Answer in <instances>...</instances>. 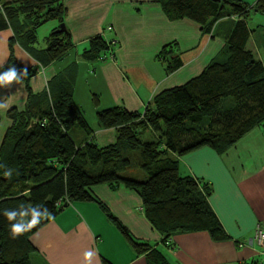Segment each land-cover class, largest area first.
<instances>
[{"label":"trees","instance_id":"1","mask_svg":"<svg viewBox=\"0 0 264 264\" xmlns=\"http://www.w3.org/2000/svg\"><path fill=\"white\" fill-rule=\"evenodd\" d=\"M158 1L168 18L187 17L204 32L226 19L227 27L219 24L227 28L224 58L184 84L156 94L142 113L118 106L97 109L99 128L113 129L116 138L101 147L90 139L93 131L73 101L74 69L60 72L34 94L28 84L33 69L24 68L13 55V45L19 44L44 67L72 47L66 28L55 31L66 16L63 0H0V29L12 30L7 65L18 72L27 91L23 110L6 112L11 124L0 143V264H32L31 235L73 202L95 203L138 253L148 252V245L133 240L93 195L91 188L102 184L136 191L146 219L163 242L186 232H206L215 241L229 238L208 202L212 187L181 175L178 157L201 147L223 153L254 127L264 126V64L246 47L247 19L253 11L264 15V0ZM232 17L236 19L230 21ZM50 20L58 26L46 36V48L35 49L38 29ZM113 46L101 34L94 35L81 57L104 60ZM157 57L166 73L182 65L175 43L164 45ZM5 68L0 67V77ZM93 104L98 107L96 95ZM146 130L155 140H141ZM136 169L147 178L123 175ZM33 218L36 224L29 229ZM13 226L25 231L15 235ZM147 256L151 264H168L156 250Z\"/></svg>","mask_w":264,"mask_h":264},{"label":"crops","instance_id":"2","mask_svg":"<svg viewBox=\"0 0 264 264\" xmlns=\"http://www.w3.org/2000/svg\"><path fill=\"white\" fill-rule=\"evenodd\" d=\"M63 4V22L72 47L62 57L42 67L19 44L12 47L15 59L34 71L28 82L34 94L45 90L57 74L73 68V101L79 107L77 84L86 75L91 81L88 93L92 89L97 95H107L109 102L103 109L118 106L142 113L156 94L184 84L209 63L224 58L226 19L219 20L214 31L204 32L187 17L168 18L158 0H63ZM247 25L250 37L246 47L253 39V50L248 49L264 64V34L259 26ZM57 26L56 21L46 29ZM97 34L113 42L112 60L91 62L81 57L78 47L87 46L88 39ZM11 36L10 28L0 29V67L6 66L1 77L14 74L10 83H0V126L5 127L0 143L11 124L6 112L23 110L27 98L24 81L7 65ZM46 36L40 46L36 35L33 47L45 49ZM169 43H175L182 65L166 73L157 56ZM90 128V139L98 146L115 142L113 129H101L97 123ZM178 162L181 175H191L212 187L208 202L228 239L215 241L206 232H186L163 242V235L146 219L136 191L104 184L91 191L133 240L148 245V252L158 251L168 264H264L262 249L253 239L255 228H264V126L254 127L223 153L201 147L178 157ZM30 241L35 247L32 264H151L148 252L138 253L100 207L90 202L70 203L36 230Z\"/></svg>","mask_w":264,"mask_h":264},{"label":"rangeland","instance_id":"3","mask_svg":"<svg viewBox=\"0 0 264 264\" xmlns=\"http://www.w3.org/2000/svg\"><path fill=\"white\" fill-rule=\"evenodd\" d=\"M247 1L250 4H253L256 0H244ZM249 26H251L252 28H258L260 29V31L264 34V15L259 13V12H251L249 18L247 19ZM55 24L56 21L55 20H50L47 23H45L44 25H42L38 31H37V38H38V42L40 46H43L44 43V37L46 35H48L52 30H47L46 28H48L49 24ZM253 39H251V42L248 44V48H251L253 50V45H252ZM84 47H86V45L80 46L78 47L79 50H82ZM262 52V50H261ZM263 54V52H262ZM221 58H218V60H222ZM92 71H90V74ZM85 78L81 77L80 82L78 81L77 84V97L76 100L78 101V104L80 105V109L83 112V116L86 118V120L88 121V123L90 124V126L92 128L95 127L97 120H96V111L97 109H103L101 106H107L109 100L107 99V95L102 92L100 95H97L95 93H93L92 89L91 92L88 93L90 86H91V81L87 80V76H84ZM88 81V82H87ZM94 95H96L97 99H98V107L96 108L93 104V98ZM99 99L102 100L103 102L100 103ZM94 107V109H93ZM4 125L1 124L0 126V137H1V132L3 131ZM141 140L143 141H151V140H155V135L153 134V132H151L150 130H146L142 135H141ZM123 175L129 176L131 178H136L137 180H144L147 178L146 174L144 172H142L139 169L136 170H130V172H126Z\"/></svg>","mask_w":264,"mask_h":264},{"label":"clouds","instance_id":"4","mask_svg":"<svg viewBox=\"0 0 264 264\" xmlns=\"http://www.w3.org/2000/svg\"><path fill=\"white\" fill-rule=\"evenodd\" d=\"M13 79H14V74L12 72H9L5 76L0 77V83H10ZM9 219H11V217H9ZM35 224H36V220H35V218H33L32 224L29 225V229L32 226H34ZM11 231L13 234L19 235V234H22L25 231V229H23L20 226H13V227H11Z\"/></svg>","mask_w":264,"mask_h":264},{"label":"built area","instance_id":"5","mask_svg":"<svg viewBox=\"0 0 264 264\" xmlns=\"http://www.w3.org/2000/svg\"><path fill=\"white\" fill-rule=\"evenodd\" d=\"M109 58L110 60L113 59L111 52H109L105 57L104 60ZM254 242L260 246L262 249V254L264 255V228L257 226L254 230L253 236Z\"/></svg>","mask_w":264,"mask_h":264},{"label":"water","instance_id":"6","mask_svg":"<svg viewBox=\"0 0 264 264\" xmlns=\"http://www.w3.org/2000/svg\"><path fill=\"white\" fill-rule=\"evenodd\" d=\"M64 29H65V24H64V22H61V23L59 24V27L56 28L55 31H63ZM64 206H66V204H64Z\"/></svg>","mask_w":264,"mask_h":264}]
</instances>
